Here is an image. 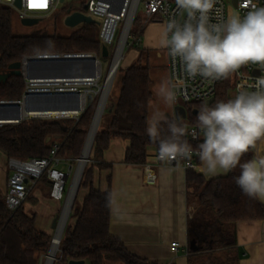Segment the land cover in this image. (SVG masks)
<instances>
[{
  "label": "trees",
  "instance_id": "trees-1",
  "mask_svg": "<svg viewBox=\"0 0 264 264\" xmlns=\"http://www.w3.org/2000/svg\"><path fill=\"white\" fill-rule=\"evenodd\" d=\"M15 17L13 11L0 8V75L9 73L10 65L40 55H102L100 28L96 24H83L69 36H63L56 30L50 33L42 29L27 37H17L13 32ZM142 30L135 29L133 33L142 36ZM148 53L143 51L136 63L118 70V74L122 75L120 96L116 103L111 102L105 112L110 115V121L104 130H98L95 138L91 162L80 184V192L85 190L88 194L81 208L75 211L73 224L68 225L63 237L64 264L72 261H85L88 264H155L135 257L119 239L111 236V188L103 192L94 186L95 169H111V165L103 162V155L113 139L129 141L124 160L127 165L144 166L149 151L158 152V142L151 140L147 133L150 103L153 101ZM26 85L24 77L12 75L0 84V102L21 101ZM232 86L230 76L218 88L215 100L209 105L231 99ZM94 103V100L88 103L78 121L27 119L17 125L0 127V151L7 160L28 162L48 157L52 148L59 145L58 157L73 164L82 155L93 120ZM201 105L186 106L188 117L194 125H197L196 112ZM179 123L184 124L182 121ZM160 133V138L169 134L166 124L161 123ZM183 139L188 141L193 151L203 142H193L187 134ZM252 158L254 155L249 152L242 162ZM195 160L197 164L200 163L199 158ZM239 171L237 168L226 177L212 180H207L193 169L187 172V195L190 200L196 199L198 205L196 214L189 221V241H196L197 246L203 248L200 253L190 251L189 264L192 257L208 254L213 258L219 251L233 256L236 247L235 226L241 222L264 219L261 201L244 195L236 185L234 177ZM43 179L49 182L47 175ZM23 207L11 216L5 204V194L0 190V264H39L40 256L50 247L52 237L37 229V216H29ZM232 261L237 264L238 259L234 257Z\"/></svg>",
  "mask_w": 264,
  "mask_h": 264
},
{
  "label": "clouds",
  "instance_id": "clouds-1",
  "mask_svg": "<svg viewBox=\"0 0 264 264\" xmlns=\"http://www.w3.org/2000/svg\"><path fill=\"white\" fill-rule=\"evenodd\" d=\"M187 12L183 24L168 21L161 45L173 60L179 58L189 78L197 75L205 80L228 79L242 67L252 64L264 68V7L249 0L250 10L241 17L231 14L222 23H210L217 0H175ZM219 15V10L217 9ZM255 91L241 89L227 101L212 105L203 103L196 117L198 133L203 142L196 147L202 171L215 176L239 168L234 177L242 193L264 202V155L242 158L264 142V76L255 82ZM176 94L168 91L165 100L173 103ZM168 135L160 138L161 119L154 118L147 128L151 140L158 142L161 161L190 160L192 146L183 139L186 125L163 118Z\"/></svg>",
  "mask_w": 264,
  "mask_h": 264
},
{
  "label": "built area",
  "instance_id": "built-area-1",
  "mask_svg": "<svg viewBox=\"0 0 264 264\" xmlns=\"http://www.w3.org/2000/svg\"><path fill=\"white\" fill-rule=\"evenodd\" d=\"M234 11L241 17L247 14L250 10L249 0H237L235 6L233 0H230ZM41 0H0V8L9 9L18 15L20 20H37L39 23L63 17L66 21L68 17L75 13H81L86 17H90L98 23L100 28L99 40L103 46H106L109 51L110 47L115 44L117 32L120 30L119 44L125 40V47L128 49L141 46L143 44L142 36L133 33L134 24L140 16V11L146 20V23L163 24L165 27L170 20H176L178 23L183 24L187 20V12L180 10L175 0H46V7H35L33 3H39ZM252 4L258 7H264V0H251ZM219 10V15L217 14ZM210 23H222L229 17L227 0H217L215 9L209 13ZM122 26V27H121ZM118 44V47H119ZM124 47V49H125ZM167 56V72L168 84L170 91L176 94V99L173 102L174 115L176 108H184L188 112L186 106L192 104H203L209 101H214L217 95L218 88L224 83L225 79L212 81L205 80L199 75L195 78H189L183 70V66L179 58L173 60L168 55V49L165 48ZM39 57H53V58H96L97 67L100 61L95 54H66V55H40L37 57L27 58L23 61L26 65L27 61L32 58ZM233 86L230 92V97L233 99L241 89L247 91H255V82L259 77L264 76V68L259 65H246L238 72L232 75ZM76 80L73 82L67 81L68 79L58 80H40L30 81L26 80V90L24 97L28 93L34 92H79L81 94L82 106L79 112L71 115L61 116H36L32 119H52L54 117L59 119L73 118L79 120L80 116L86 111L87 96L90 91L82 87L94 85L97 82ZM3 103V102H0ZM89 103V102H88ZM196 112V111H195ZM198 113V112H196ZM183 120L186 125L187 137L193 142L203 141L202 136L193 138L192 133L197 132V125L188 124ZM23 122V121H22ZM0 127H2L0 125ZM264 142H259L257 148L249 151L255 152L258 147ZM60 150L59 145H55L50 155L43 159H33L28 162H21L16 159L8 160V169L10 177L7 182V189L5 193V204L11 216H13L27 201L33 189L38 185V182L44 175H47L51 184L50 198L51 200L62 203V214L57 217L58 223L55 228V236L48 251L40 256L39 264H64L62 242L65 232L68 228L69 221L72 216L68 208L67 220H64L65 212L68 207V199L70 191L67 192V186L70 176L73 174V166H69L64 170L61 166L66 162L58 157ZM157 160L169 166H182L187 169H194L197 165L195 158H199L196 151L192 152L190 160L179 159L176 161H161L156 156ZM67 164V163H66ZM71 190V189H70ZM173 252L179 250V244L173 243L171 245ZM189 254V251H186ZM86 264H88L86 262Z\"/></svg>",
  "mask_w": 264,
  "mask_h": 264
},
{
  "label": "crops",
  "instance_id": "crops-1",
  "mask_svg": "<svg viewBox=\"0 0 264 264\" xmlns=\"http://www.w3.org/2000/svg\"><path fill=\"white\" fill-rule=\"evenodd\" d=\"M152 40L155 39L148 42L147 49L159 47ZM129 145L128 140L113 139L103 155V162L111 165V169L94 171L95 188L106 192L110 187L112 191L111 236L139 259L155 264H189L186 253H190L189 221L198 210L197 200H190L187 195L186 175L190 169L159 162L155 150L149 151L146 165H127L124 160ZM0 154L5 163L6 156L1 151ZM252 154L264 155V143ZM201 169L200 162L193 170L207 180L229 174L220 172L212 176ZM7 172L0 166V190L4 194L10 177ZM48 185L50 193V182ZM82 193L83 204L88 192ZM48 215L53 220L54 213ZM235 235L237 264H264V219L238 223ZM173 243L179 244L177 252L171 248Z\"/></svg>",
  "mask_w": 264,
  "mask_h": 264
},
{
  "label": "rangeland",
  "instance_id": "rangeland-1",
  "mask_svg": "<svg viewBox=\"0 0 264 264\" xmlns=\"http://www.w3.org/2000/svg\"><path fill=\"white\" fill-rule=\"evenodd\" d=\"M227 5H228V14L230 16L231 14L235 13V11H234V8L232 7V3L230 0H227ZM42 29H47L50 33H53L56 30L59 34L63 36H69L75 30V29H70L65 26V19L63 17L44 21L35 26H25L22 24V21L20 20L18 15H16L15 17L14 24H13V32H14V35L17 37H27V36H30L35 31H39ZM135 29H140V30L143 29L142 30L144 31L142 34L143 44L141 48H134V49H131V48L128 49L126 45L122 53L123 57L121 59L119 69L121 68L126 69L127 67H130L132 64L136 63L138 59L140 58L143 51L147 53L149 52L148 62L151 67V76L153 80L152 87H151L152 93H153V101H151L150 103L149 124L153 121L154 118L161 119V123H163V118L166 117L169 120L168 116L170 117L174 116L173 103H168L165 100V95L170 90L169 84H168L167 56H166V52L163 46L161 45V40L164 35L165 26L163 24H158V23H146V20L140 11V16L134 24L133 31ZM120 33L121 31L119 30L116 35L115 44L110 47L109 58H103L102 55L97 56L100 61L99 77L97 79V82L94 85L82 87L85 90H88L90 92H97L106 82L108 75L110 74V71L112 69L116 51L118 49V44H119L118 40L120 37ZM152 38L155 39L152 41L154 42L156 41L157 43H159V47L156 49L155 48L147 49V44H149L148 42ZM118 72L119 71H117L112 88H110V91H109L105 112L110 107L111 102L116 103L120 96L122 75L121 73L118 74ZM100 100H102V91L94 99L95 103H94L93 119L95 117ZM52 119L60 120L59 118H56V117ZM68 119L76 120L73 118H68ZM109 121H110V115L108 113L106 114L104 113L103 118L101 120V124H100L101 128L99 129L104 130L106 126L108 125ZM185 122L188 124H191L190 118L188 117V119L185 120ZM2 158L3 157L0 154V166L3 168H6L8 171L7 173H10L8 169V160L6 159L4 163ZM61 159L64 160L63 158ZM65 161L66 162L64 163V165L61 166L64 170H67L69 166H73L74 168L73 174L70 176L69 181H68L67 192H69L70 189H72L74 180L76 179L77 170H78V160L74 162L73 164L67 160ZM90 162H91V159H90ZM90 162L87 164V166L90 164ZM82 196H83V193L82 191L80 192V187H79L76 200H75V204H74V209L72 212V216L68 224L69 226L73 224V219H74L73 216H74L75 211L81 208L82 206ZM29 197L30 198H28L24 204V207H23L24 211L31 217L33 215L37 216L36 227L39 231L46 233L51 237H54L56 230L53 229V221L55 217L60 216L62 214V208H63L64 202L55 203L49 200L51 199L50 193H49V185L45 179L41 180V182H38V185L33 189ZM51 213H54L53 220H49L48 214H51ZM234 257H235L234 255L229 256L227 255V253L223 251H219L213 256V258L210 257L208 254H204L200 257H192L191 264H235V262L232 261Z\"/></svg>",
  "mask_w": 264,
  "mask_h": 264
},
{
  "label": "water",
  "instance_id": "water-1",
  "mask_svg": "<svg viewBox=\"0 0 264 264\" xmlns=\"http://www.w3.org/2000/svg\"><path fill=\"white\" fill-rule=\"evenodd\" d=\"M64 1V0H62ZM234 5H237V0H233ZM22 24L25 26H35L38 25L39 22L37 20H22ZM83 24H96L93 19L90 17H86L81 13H75L68 17L65 21V26L70 29H76L77 27ZM110 51L106 46L102 47V57L109 58ZM97 59L96 58H53V57H39L29 59L24 65L23 62H17L9 67V73L0 75V84L2 82L7 81L12 75L24 77L30 81H44V80H58V79H72V80H82V81H94L96 77L97 67ZM120 66V65H119ZM119 66L113 73L112 85L114 83L117 71ZM95 73V74H94ZM100 89L97 92H90L87 96V102L93 101L96 96L99 94ZM212 101H209L208 104H211ZM82 99L81 94L79 92H34L28 93L22 102H3L0 103V125H17L22 121L27 119H32L36 116H42V114L46 113H66L72 112L76 113L81 110ZM99 107V106H98ZM105 109L99 118V123L96 127L95 134L93 136L91 146L89 149V153L87 155V159L84 160V166L81 169V178L79 180V184L77 186L76 194L71 202L70 210L74 207L76 196L80 187V182L82 180L85 168L87 164L90 162L91 151L95 142V138L97 136L101 120L105 113ZM98 108L93 119L90 131L88 132V136L84 145V149L80 159L78 160V170L79 171L84 153L88 144V140L90 138L91 132L93 130L95 121L97 119ZM61 116V115H58ZM44 117V116H43ZM48 117V116H46ZM169 120H177L181 122L187 118V113L184 108H176L174 117L168 116ZM75 182V180H74ZM74 185V184H73ZM73 188V186H72ZM72 190V189H71ZM70 190V192H71ZM58 223V219L56 218L53 222V229L56 228ZM190 251L193 253H199L202 251V248L197 246L196 241L190 242ZM70 264H86L85 261H72Z\"/></svg>",
  "mask_w": 264,
  "mask_h": 264
},
{
  "label": "bare ground",
  "instance_id": "bare-ground-1",
  "mask_svg": "<svg viewBox=\"0 0 264 264\" xmlns=\"http://www.w3.org/2000/svg\"><path fill=\"white\" fill-rule=\"evenodd\" d=\"M124 47H125V40H122L120 42V44H119V47H118L117 51H116L115 59H114V62H113V65H112V69L110 71V74L108 75V78H107L106 82L104 83V85L100 88V92L102 91V100H100V103H99L97 119L95 121V124H94L93 130L91 132L90 138L88 140V144H87V147H86V150H85V153H84V158H83L81 167H80L79 171L77 172L76 179H75L73 188L71 190V193H70V196H69V199H68V207H67V211L65 212L64 220L63 221H66L67 220V213H68V210H69L68 208L70 207L71 202L73 201V199L75 197L76 190H77V186H78L79 180L81 178V169L84 166V163H85L84 160L87 159V155L89 153V149H90V146H91V142H92L93 136L95 134L96 127H97V125L99 123V118H100V116H101V114L103 112V109L106 108L107 99H108L109 91H110L111 84H112V78H113L112 76H113V73L116 70V68L121 63V59L123 57L122 53L124 51ZM99 67H100V65H98V70L96 71V77L97 78L99 77ZM67 81L73 82V81H76V80L68 79ZM71 114H74V113H72V112H66V113H56V112H52V113L42 114V116H45V117L46 116H52L53 117V116H58V115H71Z\"/></svg>",
  "mask_w": 264,
  "mask_h": 264
},
{
  "label": "snow or ice",
  "instance_id": "snow-or-ice-1",
  "mask_svg": "<svg viewBox=\"0 0 264 264\" xmlns=\"http://www.w3.org/2000/svg\"><path fill=\"white\" fill-rule=\"evenodd\" d=\"M32 6H35V7H46V0H41V2L39 3H33Z\"/></svg>",
  "mask_w": 264,
  "mask_h": 264
}]
</instances>
